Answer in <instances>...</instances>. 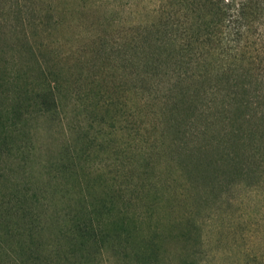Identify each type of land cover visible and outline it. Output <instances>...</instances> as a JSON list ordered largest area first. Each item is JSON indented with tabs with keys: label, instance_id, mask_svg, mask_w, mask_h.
I'll return each instance as SVG.
<instances>
[{
	"label": "trees",
	"instance_id": "obj_1",
	"mask_svg": "<svg viewBox=\"0 0 264 264\" xmlns=\"http://www.w3.org/2000/svg\"><path fill=\"white\" fill-rule=\"evenodd\" d=\"M60 4L0 0L20 27L15 39L0 29V264H211L215 234L237 244L235 264L256 255L239 239L264 234V205L260 229L250 212L209 218L203 232L191 217L236 177L264 201V0H151L145 24L100 36L90 58L32 41L60 26ZM168 145L183 184L160 166ZM102 149L127 163L106 171L92 157ZM138 191L144 211L132 208ZM167 191L182 227L160 222Z\"/></svg>",
	"mask_w": 264,
	"mask_h": 264
},
{
	"label": "rangeland",
	"instance_id": "obj_2",
	"mask_svg": "<svg viewBox=\"0 0 264 264\" xmlns=\"http://www.w3.org/2000/svg\"><path fill=\"white\" fill-rule=\"evenodd\" d=\"M69 2L70 4H60V7H62L60 9L56 10L55 8L53 17L58 18V20L62 17L60 19L61 23L59 27H53L49 32H36L32 35V41L36 44L41 41H44L47 44L40 47L42 51L47 48L55 53L65 56L80 54L83 56V53L88 51L89 47L95 45L94 41H97L100 36L107 35L113 43L115 41H122L124 38L128 39L130 34L134 32L137 24H145L147 22V8L151 4V0H68V3ZM63 8H67L68 11L62 16ZM1 15L4 17L6 16L7 19L9 18L11 25H7L6 21L4 27L0 29L4 30L9 38L15 39V34L18 33L20 27L17 28L14 26L16 21L9 12L7 13V10L0 8V17H2ZM27 31L30 33L32 29H27ZM5 49L8 51V56L10 54L17 58L18 53L11 51L12 49L10 48V45L5 47ZM83 58H90V55L87 56L86 53ZM126 95V102L129 105L131 103L129 101L130 95ZM141 119L147 124V112L141 117ZM128 138L129 136L126 137V140ZM167 138H170V135L167 136ZM168 140L169 139H167V141ZM128 147L129 150L126 153ZM133 147L134 145L128 143L125 149L126 156L129 155L131 157L133 154ZM97 152L98 153L92 154V157L95 156V159L93 160H95L94 162L99 164V166L103 167L106 171L109 170L112 172L116 166H121L122 162L127 163L124 161L125 158L123 155H114V153L111 152L110 157H108V153L104 149ZM165 152H167V154L160 159L162 160L160 166L164 167L167 163L172 166L173 170L171 171L173 172L169 174L171 175L169 177L175 178L173 186H176L178 183L183 184L185 178L184 176L181 177V174L177 169L176 161L178 153L172 150L170 145L166 147ZM136 156L135 161H137V168H140L139 171L145 169V176L147 177V157H145L146 161H143L144 159L140 156ZM143 181L147 182V178H144L142 182ZM234 181L236 184L231 186V188L225 193H221L222 195L213 194L208 203L195 204L192 206L193 212L191 218L194 219L193 221H197L196 223L200 226V232H203L205 222L206 220H209V218L213 219L214 216L223 215L225 218H230V222H233L236 219L238 220V217L241 218V214L244 216L243 219L247 218V212H250V214L253 215V218L258 220L255 221V224L252 226L260 229V224H263V222H261V207L264 205V201L260 196L262 191L257 188H252L251 184H248V180L246 181L245 179L236 177ZM190 191L194 196L198 194L196 189H190ZM169 194L170 193L167 191V193H163L162 196V207L159 209L160 222L164 223L166 229H168L166 226L169 225L167 222L170 220H176L181 223L179 225L182 227V223L186 221V218L182 216L183 208L176 205L175 209L169 212L164 208L168 202ZM136 195L138 197L136 198V196H134V206L132 208H136L137 211L146 210L147 191H138ZM252 221L254 222V220ZM240 231L241 230H239V232ZM243 231L245 234V240L241 241L239 239V241L241 243L245 242V246H255L256 255L248 257L247 260L240 259L238 264H243V262L245 264H264V234L252 236L248 235L251 233L246 231V228H244ZM213 243V249L211 248L209 253L213 254L214 252L215 256L210 258L211 264L236 263L235 256L233 257L232 254H234V249L237 244H234L233 247V242L228 244L226 238H219L216 234ZM231 246L233 247V251ZM196 248L201 249L203 246L201 245L200 247L199 244L196 243L193 249ZM222 252H225L226 254L227 252H231V255L224 257L221 256Z\"/></svg>",
	"mask_w": 264,
	"mask_h": 264
}]
</instances>
